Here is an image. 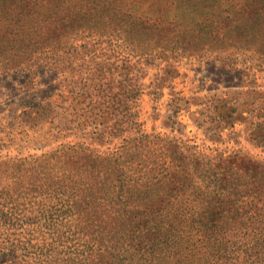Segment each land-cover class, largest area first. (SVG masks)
<instances>
[{"label":"rangeland","instance_id":"obj_1","mask_svg":"<svg viewBox=\"0 0 264 264\" xmlns=\"http://www.w3.org/2000/svg\"><path fill=\"white\" fill-rule=\"evenodd\" d=\"M54 62L78 85L108 78L110 64L135 83L141 144L137 132L100 143L95 123L57 122L49 112L72 107L40 91L58 80L43 71ZM27 108L46 121L18 116ZM117 166L138 173L119 182ZM263 169L264 0H0V264H39L41 246L79 264L76 247L88 245L91 264H107L112 243L124 264H208L189 219L218 192L211 181L238 192ZM64 194L72 205L59 209ZM131 198L132 214L113 205ZM221 237L228 251L235 236ZM13 242L28 248L7 254Z\"/></svg>","mask_w":264,"mask_h":264},{"label":"trees","instance_id":"obj_2","mask_svg":"<svg viewBox=\"0 0 264 264\" xmlns=\"http://www.w3.org/2000/svg\"><path fill=\"white\" fill-rule=\"evenodd\" d=\"M59 68L60 64L54 62L43 69V71L52 72V79L58 80L52 82L50 85L47 83V89L44 87L40 89L44 97H48V92H46V90L51 92L58 90L60 101L65 102L66 107H72V110L68 113L49 112V114L59 118V120L56 119L57 122L63 121L67 123L68 127H77L82 131L86 129L89 123H95L94 126L96 127L99 125V128L98 130H92L91 133L93 139L100 143L106 141L108 137H123L125 133H140L139 129H136L138 123L135 121V113L131 110V99L134 97L136 85L125 78L117 79L115 72H113L116 67L113 66V64H110L108 68H103V72L106 70L107 73L105 72L104 74H108V78L98 73V75L95 74L92 76L95 77L94 79L91 81H83L80 85H78V82L82 81L80 79L67 80L66 77L60 79ZM124 76L126 77V74H124ZM20 104L30 105L29 102H22ZM56 106L60 107L61 105L57 104ZM24 115L31 116V119H28V121H31V125H36L35 122L37 118L38 120L42 118L43 122L46 121V118L39 114L32 116V110L29 108L23 110L18 116ZM93 115H95V117L92 118L91 116ZM28 116L26 117L28 118ZM76 119H78V122H73ZM55 126H57V124ZM40 127H42V124ZM143 135V133H140V135L137 136V140L140 142L138 145L141 144V140H143L141 137ZM126 137H123V139ZM128 163H130L129 166L131 167L134 162L130 160ZM140 165H143V163L137 162V166ZM137 169L138 168L135 166L133 169H129L131 170L132 176L138 173ZM129 170L125 175L126 171L122 170L121 166H117L115 169V176L117 179L115 180L121 182L123 178L130 176ZM261 181L259 185L246 187L238 192L226 189V186L222 184V182H218V180L211 181V184L215 185L213 186L214 189L218 192L213 195V198L210 200L211 202H209L198 215L190 216L191 218L189 219L192 224H196L193 229L203 231L205 238L202 240L201 247L208 256V264H264V169ZM94 187L98 188L97 184L94 185L91 180L88 188L92 190ZM58 191L62 192V194L65 193L61 186L58 187ZM93 196L96 198L95 195ZM63 197L64 198L59 199V209L71 207L72 203L69 200V195L64 194ZM77 200L78 198L76 202ZM117 202L118 200L114 203ZM93 203H96L94 199H92V204ZM113 205H117L119 211L121 207H124L127 212L132 214L133 212L131 210L141 207V200L131 198V204L125 201V206H122V204ZM125 210L120 212H125ZM167 215L170 222L168 231H171L168 237L170 240H174L176 238L177 229L174 227L173 217L170 216L168 212ZM117 225L118 222L113 226L116 228ZM114 231L115 230L108 231L107 234L93 232V238H99L101 242L113 239ZM222 232L228 236L229 234L235 236L234 239H229L231 241V248L227 249L228 251L223 249ZM117 238L121 237L119 236ZM7 244L8 243L3 244V248L0 247L1 258L6 255H2V251ZM54 247L56 246L54 245ZM92 247L93 246L88 245L87 249L81 251L76 247L77 253L75 255L79 264H91L92 259L89 260V257L91 258L90 251ZM130 247H133V245ZM16 248L23 250L24 248H28V246L21 242H13L12 249L8 250L7 254ZM53 249L52 247L44 249L42 246L38 249L40 252L39 255L47 257L40 258L39 264H66V261L58 256V250ZM55 249H57V247ZM138 249H140V247ZM109 250L110 254L107 264L125 263L129 254L127 255L124 253L121 246L112 243L111 249ZM137 253L141 258L144 257L143 253ZM257 257H259V259H257ZM93 260L99 264L98 260L95 258H93ZM70 261V263H74L73 259Z\"/></svg>","mask_w":264,"mask_h":264}]
</instances>
